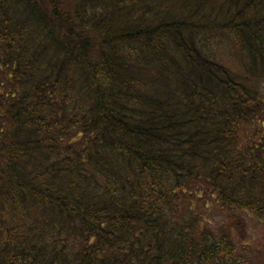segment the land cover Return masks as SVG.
Returning <instances> with one entry per match:
<instances>
[{
    "label": "trees",
    "instance_id": "trees-1",
    "mask_svg": "<svg viewBox=\"0 0 264 264\" xmlns=\"http://www.w3.org/2000/svg\"><path fill=\"white\" fill-rule=\"evenodd\" d=\"M0 264H264V0H0Z\"/></svg>",
    "mask_w": 264,
    "mask_h": 264
},
{
    "label": "rangeland",
    "instance_id": "rangeland-1",
    "mask_svg": "<svg viewBox=\"0 0 264 264\" xmlns=\"http://www.w3.org/2000/svg\"><path fill=\"white\" fill-rule=\"evenodd\" d=\"M251 220V226L249 225L250 227V232H251V235L252 236H256V237H253V238H250L251 240H255V241H258L259 239V236L262 234V228H261V225L258 223L255 222V220Z\"/></svg>",
    "mask_w": 264,
    "mask_h": 264
}]
</instances>
